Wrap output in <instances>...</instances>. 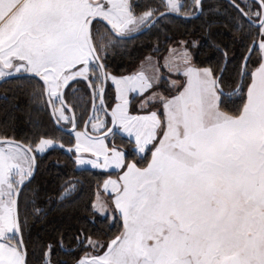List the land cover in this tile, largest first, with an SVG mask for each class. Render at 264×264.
Listing matches in <instances>:
<instances>
[{"label":"snow or ice","instance_id":"1","mask_svg":"<svg viewBox=\"0 0 264 264\" xmlns=\"http://www.w3.org/2000/svg\"><path fill=\"white\" fill-rule=\"evenodd\" d=\"M231 2L251 26L259 28L260 40L250 46L242 66L244 75L251 54L259 53L243 107L236 115L221 111L220 78L211 69L188 66L183 91L171 98L159 97L165 116L161 121L155 111L146 116L127 113L128 93L151 89L149 78L143 72L117 78L103 63L118 41L157 22L153 9L137 16L130 0H0V79L17 74L38 77L43 82L40 95L57 123L69 119L62 91L69 81L77 77L88 81L103 104V85L111 79L120 101L112 111L113 123L119 121L130 135L135 128L140 152L163 127V138L146 168L128 164L120 177L122 184L105 182V188L111 184L116 193L123 232L103 255L86 256L77 264H264V0H255L254 12ZM163 3L169 13L181 14L182 0ZM192 3L195 11L184 12L185 17L202 13V0ZM97 18L106 24L94 26ZM189 62L185 53V65ZM156 100L154 94L144 104ZM82 135L76 133V152L103 154L104 164L79 156L77 164L124 165L122 152L113 148L109 156L103 141L96 142L99 147L82 146ZM2 143L0 264H26L22 239L12 242L21 231L18 196L35 170L32 153L64 145L43 137L35 149ZM74 187H65L60 199ZM93 208L101 214L105 211L103 205ZM35 211L39 214L41 209ZM87 244L97 247L90 237ZM50 250L48 246L46 256Z\"/></svg>","mask_w":264,"mask_h":264},{"label":"trees","instance_id":"2","mask_svg":"<svg viewBox=\"0 0 264 264\" xmlns=\"http://www.w3.org/2000/svg\"><path fill=\"white\" fill-rule=\"evenodd\" d=\"M236 1L248 11L241 0ZM130 3L137 16L149 9L154 10V16L167 10L163 0H130ZM202 5L203 12L197 18L166 15L147 32L118 41L103 61L107 72L129 74L147 54L162 57L171 46L183 42L192 52L194 64L209 67L216 77L227 53L228 61L221 82L225 90H233L239 83L244 58L259 38L258 28L251 26L227 0H203ZM188 11H195L192 0H183L181 13ZM99 24L104 23L99 21ZM238 24L243 27L238 28ZM258 55L255 51L251 54L240 90L234 95H222L220 108L223 111L236 115L243 107L251 72L260 63ZM42 84L34 77L12 78L0 84V137L15 138L32 147L43 137L71 147L75 144V137L54 124L49 107L40 95ZM162 91L170 94L173 90L162 84ZM65 98L74 108L78 125L82 127L92 104L87 83L83 80L72 83L65 91ZM105 101L108 108L116 102L115 87L110 82ZM114 143L126 150L127 161L136 158L133 142L115 133ZM36 154L37 173L23 188L19 198L20 224L27 248L26 263L77 264L91 250L87 244L89 237L97 242L101 251L105 250L108 243L122 233L123 222L120 216L101 214L93 205L105 179L118 176L119 172L78 168L75 154L64 148L54 147ZM139 165H146L145 160ZM70 185L75 186L74 190L67 198L60 199L64 188ZM37 208L41 209L39 214L35 211ZM48 246L51 250L46 256Z\"/></svg>","mask_w":264,"mask_h":264},{"label":"rangeland","instance_id":"3","mask_svg":"<svg viewBox=\"0 0 264 264\" xmlns=\"http://www.w3.org/2000/svg\"><path fill=\"white\" fill-rule=\"evenodd\" d=\"M97 22H95L96 24ZM100 24L97 23L96 26H99ZM142 28V27H141ZM260 37L258 41L259 42ZM187 53L189 57V65H185L184 63V54ZM259 54V53H258ZM260 57V55H258ZM192 66L198 69H204L209 67H198L193 63V54L190 51V49L186 48L184 43H178L173 46L169 52V54L159 57L153 54H147L144 58L140 60L138 65L135 67L133 72H130L126 76L134 75L138 72H143L149 80L152 82L153 87L143 94H140L139 92H129L128 93V104H127V113L129 116H146L149 115L151 112L155 111L157 112V115L161 119V121H165L164 116V109L162 104L159 102V97H167L171 98L177 94H179L180 91H183V88L187 84V77L183 74L186 67ZM212 71V70H211ZM111 76L113 73L108 72ZM213 73V72H212ZM214 75V74H213ZM111 82L112 80L109 79ZM113 83V82H112ZM162 84L168 85V87L173 90L170 94H165L162 91ZM99 93H97L98 96ZM156 95L157 100L156 102H149L147 105L144 104V101L152 96ZM219 94V91H218ZM223 99V96L221 95V100ZM219 102V107H220ZM116 103H120V101L117 100L115 104L112 106V108H109L113 111V109L117 105ZM221 111H223L220 108ZM105 111V110H104ZM225 112V111H223ZM66 116L69 117L67 121L60 120L65 126L71 125V117L67 111L64 113ZM58 115V113H57ZM110 114L108 112H103V109L101 108V105L98 104L97 111L94 115V118L90 124V132L93 134H99L107 131V129L110 126L111 120L109 121ZM111 117V116H110ZM93 125H96L94 128ZM82 133L83 135L80 137V141L82 146H91L93 144H96L97 147L99 145L96 143L98 141H103L104 146L109 150L108 155L111 156V150L115 148L117 151L122 152L124 154V165L120 168H117L115 165H108V166H101V167H93L92 164H83L79 165L77 164L78 168H92L104 172H110V171H118V176H109L105 179L102 187L97 191L96 193V199L94 204L96 205H103L105 208V211L103 215L109 214L111 216H120L122 219L121 214L119 211L115 208V196L116 193L112 189V185L109 184L107 188H105V182L106 181H117L118 183L122 184L123 182L120 180V177L124 175V173L127 171V165L128 164H135L138 168H146L148 164L151 162L152 159V152L155 150V148L159 145L160 139L163 138V127L161 129L157 130L156 133V139L149 145L146 146L144 152H140L136 145L135 140V128L131 129L132 134L130 135L128 131H125L123 126L119 121L116 122L115 128L112 133H110L107 136L99 137V138H93L89 136L86 132H84L82 129H77L73 132L75 137V144L71 147L64 145V150L67 151L68 148H72L73 151L70 153L75 154V159L77 160V157L84 159V160H95L98 164L103 165L104 164V155H94L91 151H80L79 153L75 150V145L77 143V137L76 133ZM118 133L120 136L124 137L132 143L133 150L136 153V158L132 159L131 161H127L126 159V150L122 148L121 146H118L114 143V134ZM49 139V138H48ZM54 140V139H53ZM56 141V140H54ZM57 144H62L59 141H56ZM37 145H35L33 148L35 149ZM49 150V149H48ZM47 151V150H46ZM68 152V151H67ZM38 153V152H36ZM39 154V153H38ZM141 160H145L146 165H139V162ZM99 212V211H98ZM123 222V219H122ZM124 230V229H123ZM123 232V231H122ZM18 241L17 235L13 239V243H16ZM95 242V241H94ZM97 244V242H96ZM109 244V243H108ZM98 245V244H97ZM99 247H91V250L86 253L83 258L86 256H95V255H103L105 251H107V248L103 251H99Z\"/></svg>","mask_w":264,"mask_h":264},{"label":"water","instance_id":"4","mask_svg":"<svg viewBox=\"0 0 264 264\" xmlns=\"http://www.w3.org/2000/svg\"><path fill=\"white\" fill-rule=\"evenodd\" d=\"M227 1H229L230 3H232L231 0H227ZM202 3H203V0H202ZM236 3H237V2H236ZM237 4H239V3H237ZM240 7L243 8L241 5H240ZM244 11H245V10H244ZM202 12H203V10H202ZM245 12H246V11H245ZM161 13H167V15H174V16H178V17L185 18V19L197 18V17H199V16L202 14V13H200V14H197V15H192V16H190V17H185V16L183 15V13H181V14L169 13V12H168V9H167V10H164V11L160 12V13L157 14L155 17L161 19V18H162V17H160V14H161ZM165 16H166V15H165ZM159 19H158V20H159ZM253 19H254V18H253ZM158 20H157V21H158ZM95 21H100V22L106 24L105 21L99 20V18H97V20H94L93 23H94ZM156 23H157V22H156ZM156 23H155V24H156ZM155 24L150 25V26H143L140 30H138V31H136V32H133V33H130L127 37H125V38H123V39L133 38V37H136V36H138V35H140V34H143V33L147 32L148 30H150ZM252 45H253V44H252ZM246 55H248V53H247ZM249 59H250V57H249ZM249 59H248V61H247V65H248ZM227 61H228V57L226 56L225 61H224V64H223V67H222V69H221V71H220V73H219V75H218L217 77L220 78V87H221V89H222V93H223L222 95L230 96V95H233V94L237 93V92L240 90V88H241V86H242V84H243L244 78H245L246 70H245V74H244V75L241 74L238 85H237L233 90H231V91H226V90L223 88V86H222L221 76H222V74H223V72H224V70H225V67H226V65H227ZM103 63H104V62H103ZM243 64H244V61H243ZM243 64H242V66H243ZM105 68H106V66H105ZM246 69H247V68H246ZM106 71H107V68H106ZM241 71H242V69H241ZM18 77H32V76H29L28 74H17L16 76H13V77H6V78H4V79H0V84L4 83L5 81H8V80H10V79H12V78H18ZM34 78L39 79L38 77H34ZM78 80H83V81H85V82L87 83L88 87H89V82H88V81L84 80L82 77H77L75 80H71V81H69L68 85L62 90V91H63V94H64V100H65V102H66L68 108L70 109V110H67V111L69 112V114H70V116H71V119H72V126H71V127H66L61 121H59V123H57L56 119H55V118L53 117V115H52V109L49 108V110H50V114H51V117H52V120H53L54 124L56 125V127L59 128L60 130L64 131V132H66V133H72L73 131H75V130L77 129V118H76V113H75V111H74V108L72 107L71 104H69V103L67 102V100H66V98H65V91H66V89H67L72 83H74V82H76V81H78ZM107 86H108V80H107V81L104 83V85H103V87H104V92H103V104H101V105H102L103 109L105 110V112H108V114H110V116H111V124H110L109 128L107 129V131H105V132H103V133H101V134H93V133L90 132V124H91V122H92V120H93V118H94V115H95V113H96V107H97V104H98V99H97V93L94 95V90H93L92 88L89 87V89H90V91H91V95H92V104H91V108H90V112H89V114H88V117H87V119L85 120V122H84V124H83V131L86 132L87 134H89V136H91V137H93V138H99V137L107 136V135H109L110 133H112L113 130H114V128H115V124H116V123H113L112 110H110V109L108 108V106H107V104H106V101H105V92H106ZM99 101H100V95H99ZM100 103H101V102H100ZM73 122H74V124H75V127H73ZM109 129H111V131H109ZM3 141H12V142H15L16 144H19V145L30 146L29 144H26V143H24L23 141H20V140H17V139H15V138H11V137H0V144H1ZM31 147H32V146H31ZM33 149H34V148H33ZM32 154L35 155V157H36V160H35V170H34V173H33L32 177L30 178V180L26 181L25 184L22 186V188H21V190H20V193H19V196H18V200H17V212H18V214H19V198H20V194H21L23 188H24V187H25V186H26V185H27V184H28V183L34 178V176H35L36 173H37V169H38L37 154H36L35 151H34ZM19 218H20V217H19ZM17 238H18V241L21 240V239H22V241H23V251L26 253V255H25V261H26V260H27V248H26V245H25V242H24V239H23L22 229H21L20 233L17 234ZM26 264H27V263H26Z\"/></svg>","mask_w":264,"mask_h":264},{"label":"flooded vegetation","instance_id":"5","mask_svg":"<svg viewBox=\"0 0 264 264\" xmlns=\"http://www.w3.org/2000/svg\"><path fill=\"white\" fill-rule=\"evenodd\" d=\"M237 2V1H236ZM238 3V2H237ZM243 3L246 5V8H247V10L249 11V8H251L252 9V11L254 12V11H257L258 10V5H256L255 4V0H243ZM244 9V8H243ZM245 10V9H244ZM246 11V10H245ZM248 11H246V12H248ZM254 19H255V17H253ZM256 28H258V26H256ZM258 31H259V28H258ZM259 39V38H258ZM258 39H257V41H258ZM247 70V69H246ZM246 75V74H245ZM226 91H228V90H226ZM231 91V90H230ZM234 95V94H233ZM225 96H227V95H225ZM97 99H98V104H100L101 105V103H100V101H99V94H98V96H97ZM98 104H97V106H98ZM101 108L103 109V107H102V105H101ZM104 110V109H103ZM96 111H97V107H96ZM69 113V112H68ZM70 115V114H69ZM71 117V116H70ZM77 118V117H76ZM111 118V117H110ZM111 124V123H110ZM72 126V119H71V125H69V126H66V127H71ZM77 129H82L83 130V125H82V127H79V125H78V122H77ZM76 129V130H77ZM75 130V131H76ZM74 132V131H73ZM73 132H72V134H73ZM99 134H101V133H99ZM118 134V133H117ZM74 135V134H73ZM115 135V134H114Z\"/></svg>","mask_w":264,"mask_h":264},{"label":"crops","instance_id":"6","mask_svg":"<svg viewBox=\"0 0 264 264\" xmlns=\"http://www.w3.org/2000/svg\"><path fill=\"white\" fill-rule=\"evenodd\" d=\"M182 3H183V0H182ZM96 22V21H95ZM94 22V23H95ZM173 46H175V45H173ZM173 46H171L170 47V49H169V51L165 54V55H167V54H169V52H170V50H171V48L173 47ZM186 47V46H185ZM187 48V47H186ZM164 55V56H165ZM194 63V62H193ZM112 75H115V77H117V78H120V77H124V76H126V75H116V74H112ZM108 82H110L114 87H115V94H116V98H117V89H116V85L114 84V83H112L109 79H108ZM117 104V103H116ZM116 106V105H115ZM0 147H5V144L4 143H1L0 144ZM39 154H42V153H39Z\"/></svg>","mask_w":264,"mask_h":264}]
</instances>
